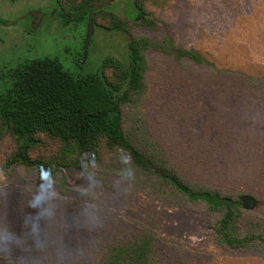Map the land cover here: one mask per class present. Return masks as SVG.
I'll return each mask as SVG.
<instances>
[{"label": "rangeland", "instance_id": "obj_1", "mask_svg": "<svg viewBox=\"0 0 264 264\" xmlns=\"http://www.w3.org/2000/svg\"><path fill=\"white\" fill-rule=\"evenodd\" d=\"M133 1L116 0L98 16L105 28L94 27L85 56L89 21L62 20L56 0H0V95L11 87L8 71L24 60L58 59L82 75L98 72L107 57L128 61V35L106 29L117 19L136 35L170 39L203 64L149 51L146 88L125 107L126 131L138 144L156 145L186 181L253 197L255 209L246 218L264 223V0H148L153 29L132 27ZM112 145L115 150L103 147L86 168L93 151L67 158L53 174L57 196L32 208L39 177L52 173L60 146L40 136L25 153L16 138L0 134V236L10 232L24 241L0 253V264H57L55 251L65 254L66 264H94L111 246L145 231L158 239L160 264H264V243L222 247L214 229L220 214L135 168L129 177L121 163L129 154ZM89 176L98 187L81 195ZM49 205L54 215L38 221L46 245L38 251L24 221ZM89 206L104 215L102 227H92L84 214Z\"/></svg>", "mask_w": 264, "mask_h": 264}, {"label": "trees", "instance_id": "obj_2", "mask_svg": "<svg viewBox=\"0 0 264 264\" xmlns=\"http://www.w3.org/2000/svg\"><path fill=\"white\" fill-rule=\"evenodd\" d=\"M89 1L56 0L58 14L62 20L88 22L89 10L78 19L73 16L80 14ZM148 2L133 1L135 11L133 17L130 16L135 22L133 28H154ZM105 10L95 14V27L105 28L98 23V16ZM117 20L118 23L106 29L128 35V61L107 57L98 72L88 75L75 74L54 58L24 60L8 71L6 77L11 87L0 95V134L7 133L16 138L25 153L36 146L40 136L57 142L60 155L54 160L52 175L61 171L58 167L65 165L73 154L93 151L89 163L83 162V168H86L100 158L103 147L113 151L112 144H120L136 170L150 175L186 202L204 204L211 213L221 215L214 228L219 245L244 250L256 248L259 242L264 243V223L258 218H246L252 211L244 208L243 196L235 197L204 183L186 181L156 145L149 146L147 140L138 144L126 131L125 107L146 88L149 51L175 53L200 64L203 60L194 51L176 49L170 39L155 40L136 35L131 26L126 27L124 21ZM108 69L113 70L111 75H108ZM20 141L24 145H20ZM157 245V237L145 231L111 246L94 264H160L156 257Z\"/></svg>", "mask_w": 264, "mask_h": 264}, {"label": "clouds", "instance_id": "obj_3", "mask_svg": "<svg viewBox=\"0 0 264 264\" xmlns=\"http://www.w3.org/2000/svg\"><path fill=\"white\" fill-rule=\"evenodd\" d=\"M121 163L126 165L128 168L129 177L132 176L133 165L132 162L129 161L126 157H121ZM40 184L38 185L36 194L33 195L31 201H29V206L32 208H41V206L51 197L57 196L55 177L51 173H41ZM88 185L81 186L79 188V192L81 195H85L91 191H95L98 187V184L95 180L92 179L91 176L88 177ZM45 192L47 194H45ZM52 205L48 207H44L38 213L37 216L32 217L28 216L25 218L24 224L28 229V234L34 239L36 250L40 251L46 247V245L42 242L40 238V227L38 221L40 219H51L54 215L52 212ZM84 214L90 219L93 228H99L103 225V218L99 210L98 206H89L84 210ZM0 240L9 241V243H0V253L10 252L13 246H22L24 241H22L19 237H17L14 233L5 232L2 236H0ZM53 255L56 258L57 264H66L67 257L61 251H55ZM23 257L21 260L23 261Z\"/></svg>", "mask_w": 264, "mask_h": 264}, {"label": "water", "instance_id": "obj_4", "mask_svg": "<svg viewBox=\"0 0 264 264\" xmlns=\"http://www.w3.org/2000/svg\"><path fill=\"white\" fill-rule=\"evenodd\" d=\"M116 0H90L89 3L84 7L83 11L80 14H76L73 17L75 19L80 18L84 12H86L87 10H90V15H89V29H88V34H87V39H86V47H85V56H87V50H88V46L91 42L93 33H94V16L95 14L100 11L101 9H104L108 6H110L113 2H115ZM37 22V21H36ZM35 27L37 28V24L35 25ZM241 201L243 203V206L246 210L251 211L255 209V200L250 197V196H243L241 198Z\"/></svg>", "mask_w": 264, "mask_h": 264}, {"label": "flooded vegetation", "instance_id": "obj_5", "mask_svg": "<svg viewBox=\"0 0 264 264\" xmlns=\"http://www.w3.org/2000/svg\"><path fill=\"white\" fill-rule=\"evenodd\" d=\"M104 9H106V8H104ZM102 10V9H101ZM89 12H90V10H89ZM89 15H90V13H89ZM88 21H89V18H88ZM57 47V46H56Z\"/></svg>", "mask_w": 264, "mask_h": 264}]
</instances>
